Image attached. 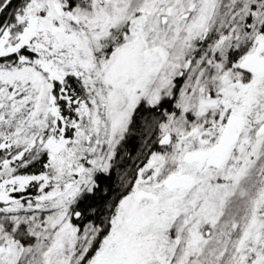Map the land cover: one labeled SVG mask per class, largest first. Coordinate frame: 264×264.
<instances>
[{"label": "rangeland", "instance_id": "1", "mask_svg": "<svg viewBox=\"0 0 264 264\" xmlns=\"http://www.w3.org/2000/svg\"><path fill=\"white\" fill-rule=\"evenodd\" d=\"M90 2L89 10L67 11L61 0H31L19 17L27 27L18 44H10L9 31L0 33L1 56L22 47L34 54L0 66V149L47 151L50 159L38 177L17 173L13 162L22 154L0 163V212L16 226L28 223L36 237L24 247L0 228V264H78L69 205L92 186L94 171L108 169L138 103L157 104L186 70L192 78L193 43L206 38L220 0ZM213 66L220 73L212 76L216 96L202 86L196 93V85L183 91L182 115L163 128L170 151L153 156L140 172L88 264H203L211 233L200 228L224 231L217 218L264 140V33L237 72ZM69 73L89 89L72 138L64 135L67 125L52 97L53 83ZM202 74L199 69L195 84ZM257 209L255 203L229 250L230 264L263 263L255 243Z\"/></svg>", "mask_w": 264, "mask_h": 264}, {"label": "trees", "instance_id": "2", "mask_svg": "<svg viewBox=\"0 0 264 264\" xmlns=\"http://www.w3.org/2000/svg\"><path fill=\"white\" fill-rule=\"evenodd\" d=\"M30 1L13 0L0 17V33L9 31L12 45L18 44L20 35L26 30L27 23L19 21V17L24 15ZM61 1L67 11L91 8L90 0ZM6 2L8 0H0V9ZM214 13L206 38L193 43L192 56L193 61L197 62V69L193 70L192 78L188 76L189 70H186L174 78L171 89L157 104H150L146 99L138 103L132 111L126 129L116 142L108 169L94 171L91 176L92 186L82 190L69 205V222L78 235L75 251L78 264H88L95 257L111 230L117 207L133 190L140 172L147 163L156 154H167L170 151L171 147L163 146V128L170 120L179 119L182 115L179 102L183 91H190L196 85L195 90L202 86L207 94L216 96L213 87L216 83L212 81V76H218L220 73L218 74L213 65L219 62L222 72H237L238 63L251 51L256 36L264 33V0H220ZM220 39H226L221 46L218 45ZM195 48L198 50L195 51ZM111 53L112 48L107 49L106 57ZM21 56L32 60L34 54L29 52L27 47H22L17 53L0 55V66H14ZM199 69L203 71L201 84H195ZM88 92L83 78L75 73H69L63 80L53 83L52 97L61 114V125L62 120L67 125L64 132L66 138L73 137L75 128H71V125L78 121L80 106L89 104ZM186 115L191 113L187 112ZM218 117L216 115L212 118L217 121ZM259 148L253 165L239 180L223 212L217 218L216 227L224 231L217 233L210 225L200 228L202 233L206 235L208 231L212 237L206 236L211 243L209 246L212 253L209 251L205 254L203 264L231 263L229 250L236 244L242 227L249 222V215L255 203L258 204V209L254 214L259 224L255 243L259 246V254H262L264 264V140ZM20 154L22 157L13 162L18 174L38 177L45 173L50 161L47 151L34 155L31 150L24 151L22 148L0 149V163L3 157L11 159ZM25 194L33 193L29 190ZM28 225L21 223L16 226L9 215L0 212V228L24 247L36 243V237L30 233Z\"/></svg>", "mask_w": 264, "mask_h": 264}, {"label": "water", "instance_id": "3", "mask_svg": "<svg viewBox=\"0 0 264 264\" xmlns=\"http://www.w3.org/2000/svg\"><path fill=\"white\" fill-rule=\"evenodd\" d=\"M13 0H8V2H6L4 4V6L0 9V17L2 16V14L4 13V11L7 9V7L10 5V3L12 2ZM233 134H235V128L232 132Z\"/></svg>", "mask_w": 264, "mask_h": 264}]
</instances>
